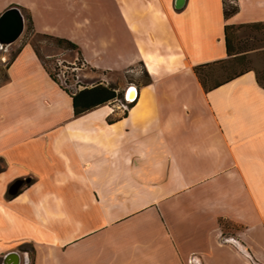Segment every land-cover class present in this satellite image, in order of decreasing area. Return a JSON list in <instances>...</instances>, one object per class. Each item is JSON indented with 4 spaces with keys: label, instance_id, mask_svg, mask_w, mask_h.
Here are the masks:
<instances>
[{
    "label": "crops",
    "instance_id": "crops-1",
    "mask_svg": "<svg viewBox=\"0 0 264 264\" xmlns=\"http://www.w3.org/2000/svg\"><path fill=\"white\" fill-rule=\"evenodd\" d=\"M175 2L0 0L109 82L124 73L118 96L138 91L126 113L108 100L77 114L22 45L0 83L1 261L264 264V84L250 68L207 88L196 71L229 57L226 23L264 21V0L228 17L224 0Z\"/></svg>",
    "mask_w": 264,
    "mask_h": 264
},
{
    "label": "rangeland",
    "instance_id": "rangeland-1",
    "mask_svg": "<svg viewBox=\"0 0 264 264\" xmlns=\"http://www.w3.org/2000/svg\"><path fill=\"white\" fill-rule=\"evenodd\" d=\"M226 1H228V4L236 3V0ZM22 11L26 17L22 33L10 43H0V83L7 79L8 64L27 41H30L39 49L44 57V62H46L53 72L58 69V59H64L66 63L69 62L67 60L76 59L80 61V56L77 57L78 54L75 50L63 49L52 38L36 32L32 21L28 18V11L25 9H22ZM228 34L231 37L234 48L232 54L223 60L211 62L203 66L200 70L203 79L208 85H212L236 73L253 68L256 74L259 75L261 83L264 84V21L257 23H234L229 28ZM138 70L141 78L146 79V72L140 66ZM79 71L81 72V82L83 84L89 85L97 82H106L105 80H107L104 77L108 74L92 69L89 65ZM132 72L131 70L130 73ZM69 74L70 83H75V79L72 78L71 69ZM112 78L111 83L114 85L120 81H127L124 73L115 72L112 74ZM72 89L74 90L75 88L72 87ZM225 224L234 225L229 222Z\"/></svg>",
    "mask_w": 264,
    "mask_h": 264
},
{
    "label": "trees",
    "instance_id": "trees-1",
    "mask_svg": "<svg viewBox=\"0 0 264 264\" xmlns=\"http://www.w3.org/2000/svg\"><path fill=\"white\" fill-rule=\"evenodd\" d=\"M238 9H239V5L237 2L235 4H228V1L224 0V15H225V17H228L231 14L235 13L236 11H238ZM28 18L32 21V17L30 14H29ZM257 22H259V21L244 22V23H257ZM233 24L234 23H226L225 24V40H226V46H227V51H228L229 56L232 54L234 48H233L231 37L228 34V30ZM41 34L43 36L52 38L63 49H71V50H75L76 52L79 53L78 44L75 41H73L67 37L53 35L50 33H41ZM34 47H35V45H34ZM35 49H36L38 55L40 56V58L44 62V57L40 53L39 49L37 47H35ZM79 56H81L80 53H79ZM223 59H225V58H223ZM223 59H220V60H223ZM44 64L48 68V70L50 71L52 76L55 78L54 72L52 70H50V68L48 67L46 62H44ZM207 64H209V63L205 62V63H201V64L197 65L196 71H197L199 77L201 78V80L203 81L204 85L207 88H209V87H212L213 85L220 84L221 81H217L212 85H208L206 83V81L201 76L200 70L203 66H205ZM241 72H243V71H241ZM241 72H239V73H241ZM239 73H236L232 76H229L226 79H230L231 77H234L235 75H238ZM257 79H258V81L261 82L259 75H257ZM55 80H56V78H55ZM115 87L116 86L111 82L109 84L104 83V82H97V83H94L92 85H86L85 87L78 89L76 91H72L69 88H65V89L71 93V95L73 97V104H74L75 113L79 114L81 112H84L88 109H91V108H93L99 104L105 103L108 100L113 99L116 96H118L119 93L117 92Z\"/></svg>",
    "mask_w": 264,
    "mask_h": 264
},
{
    "label": "water",
    "instance_id": "water-1",
    "mask_svg": "<svg viewBox=\"0 0 264 264\" xmlns=\"http://www.w3.org/2000/svg\"><path fill=\"white\" fill-rule=\"evenodd\" d=\"M185 1L186 0H176V7H182L185 4ZM25 19V15L19 5L14 4L5 8L0 13V43H10L17 39L24 29ZM132 90H135L134 96L130 95ZM137 93L136 85L130 84L126 89L125 97L130 101H133L136 98ZM23 184L24 178H17L11 183L9 191L16 193ZM16 257H18V260L15 262ZM3 262L4 264H20V254L17 251H10L4 256Z\"/></svg>",
    "mask_w": 264,
    "mask_h": 264
},
{
    "label": "built area",
    "instance_id": "built-area-1",
    "mask_svg": "<svg viewBox=\"0 0 264 264\" xmlns=\"http://www.w3.org/2000/svg\"><path fill=\"white\" fill-rule=\"evenodd\" d=\"M235 1V0H234ZM78 54V53H77ZM79 57V54L78 56ZM68 63L64 62V59H58V69L54 71V75L56 81L64 88H69L72 91H76L78 88L85 87L87 84H83L81 82V72L80 69L88 66V62L86 59L80 56V61L74 60H67ZM70 69L72 70V78L75 79V83H70ZM107 84L110 82L105 80ZM72 87L75 89L73 90ZM116 89V88H115ZM130 100L123 96H116L112 100H109V104L111 106L112 111L115 109H120L123 113H126L130 107ZM250 255V254H249ZM252 258V256L250 255ZM255 264H261L259 262L254 261ZM0 264H4V262H0Z\"/></svg>",
    "mask_w": 264,
    "mask_h": 264
},
{
    "label": "bare ground",
    "instance_id": "bare-ground-1",
    "mask_svg": "<svg viewBox=\"0 0 264 264\" xmlns=\"http://www.w3.org/2000/svg\"><path fill=\"white\" fill-rule=\"evenodd\" d=\"M130 95H132V96H134L135 95V90H132L131 92H130ZM18 260V257H16L15 258V262ZM14 262V261H13Z\"/></svg>",
    "mask_w": 264,
    "mask_h": 264
}]
</instances>
